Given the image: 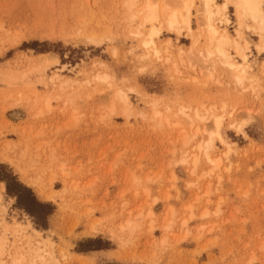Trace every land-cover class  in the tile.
<instances>
[{
  "label": "rangeland",
  "instance_id": "1",
  "mask_svg": "<svg viewBox=\"0 0 264 264\" xmlns=\"http://www.w3.org/2000/svg\"><path fill=\"white\" fill-rule=\"evenodd\" d=\"M143 1L133 10L125 0H0V164L53 206L43 227L0 181L5 252L39 236L51 264H264L259 38L242 29L250 74L240 86L219 63L210 72L204 40L196 46L187 32L163 26L161 54H149ZM226 14L217 23L237 38L233 9ZM44 54L56 63L42 70ZM214 116L229 147L215 141L207 151L220 159L211 171L204 145Z\"/></svg>",
  "mask_w": 264,
  "mask_h": 264
},
{
  "label": "bare ground",
  "instance_id": "2",
  "mask_svg": "<svg viewBox=\"0 0 264 264\" xmlns=\"http://www.w3.org/2000/svg\"><path fill=\"white\" fill-rule=\"evenodd\" d=\"M138 1L139 0H125V4L128 5L129 9L133 8L134 10V6ZM143 2L144 3L140 6L142 9H137L139 10L138 13H141L142 26L147 24L151 27L147 38L143 37L142 39V44L144 48L149 51V54L152 53L157 57L160 56L161 51L155 42V38L160 36L163 26H165L171 32H176L178 35H180L182 32H187L194 45L198 44L201 38L204 40L203 47L199 49L198 53L201 56L203 62H210V72L214 70V68L217 67L215 65H218L217 63H219L223 69H226L229 72L231 78L235 80L234 82L241 86V84L244 83L250 74L246 55L249 42L243 36V28L253 31L257 35L259 38V44H256L257 49L259 53H264V0H224V2L221 4H218L216 0H199L200 4L195 10L196 20H199V23L196 22V24H199L200 26L199 31H194L193 29L194 6H196L195 0H144ZM230 7L234 11L237 25V38L243 41V45H241V43L237 41V38L232 36L226 28L218 25V23H222L223 21H229L227 19L226 13ZM127 15L130 14L128 13ZM137 16L136 14H131L132 19ZM217 19H220L218 23ZM134 34L136 36H143L141 31ZM228 48H233L241 58L242 62L236 63L233 60V57L229 54ZM179 52L180 55H183L184 50L180 48ZM40 56H42L41 60H43L41 63L43 65L42 70H44V64H47L48 67V65H50L52 62H55L53 61L54 58H52L55 56L49 54ZM50 59L52 60L50 61ZM96 76L95 78L99 82L102 80L103 82L104 80H107V77L105 76ZM116 94L119 96V100L124 103V107H126V109L130 108L128 97L125 92L122 90H117ZM196 118L202 120L203 117L197 113ZM212 120L214 127L209 131L207 130L209 140L205 142L204 145L205 157L211 165V171L213 169L219 168L220 159L210 157L207 151L213 147L215 141H218L222 145H227V142L221 132L223 126V116H214ZM228 153L229 151L226 152L225 155ZM197 160L198 158H196L195 162H197ZM27 181V185L31 187L33 185L37 188L35 189L41 198H47L46 192L41 190V188L36 184V181ZM4 190V184L0 183V198ZM34 231L39 233V231L36 229H34ZM25 239L26 241L23 244L24 247L20 246L19 241L16 240L12 243V246H8V249L5 252L7 244L5 239L0 237V256L8 253L11 258L10 264H51L53 260L52 253L48 251L47 244L39 240V236L38 238L31 237ZM12 249H14V254L11 253ZM0 264L7 263L0 262Z\"/></svg>",
  "mask_w": 264,
  "mask_h": 264
},
{
  "label": "trees",
  "instance_id": "3",
  "mask_svg": "<svg viewBox=\"0 0 264 264\" xmlns=\"http://www.w3.org/2000/svg\"><path fill=\"white\" fill-rule=\"evenodd\" d=\"M0 181L6 182L8 194L16 197L19 206L33 216L38 221V224L44 227L47 222V217L53 213V206L40 202L33 191L19 183L17 178L9 172L7 166L2 164H0ZM96 242L98 240L87 241L88 244Z\"/></svg>",
  "mask_w": 264,
  "mask_h": 264
},
{
  "label": "crops",
  "instance_id": "4",
  "mask_svg": "<svg viewBox=\"0 0 264 264\" xmlns=\"http://www.w3.org/2000/svg\"><path fill=\"white\" fill-rule=\"evenodd\" d=\"M29 186V185H28Z\"/></svg>",
  "mask_w": 264,
  "mask_h": 264
}]
</instances>
